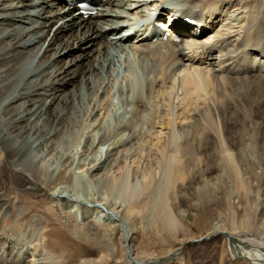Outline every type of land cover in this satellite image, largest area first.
Here are the masks:
<instances>
[{
  "label": "bare ground",
  "instance_id": "bare-ground-1",
  "mask_svg": "<svg viewBox=\"0 0 264 264\" xmlns=\"http://www.w3.org/2000/svg\"><path fill=\"white\" fill-rule=\"evenodd\" d=\"M94 2L97 11L86 15L75 0H0V173L10 167L31 188L51 186L58 172L64 184L72 180L63 169L76 157L55 152L73 146L80 128H87L84 120L101 123L112 114L117 88L132 116L102 127L98 141L85 140L81 153L90 157L78 162L99 195L87 193L88 199L67 182L50 196L90 206L117 227L124 264H158L177 257L191 241L215 238L232 260L264 264V159L255 155L264 146V0ZM158 11L157 28L174 17L171 27L180 39L165 40L163 33L151 39L149 26ZM122 60L128 80L118 87ZM95 97V107L83 106ZM48 122L52 129L45 128ZM238 126L246 136L240 144ZM211 148L220 149L232 186L220 175L199 191L222 202L221 210L206 219L201 237L166 256L138 255L130 222L138 227L150 211L149 220L157 216L164 229H178V213L187 211L174 199ZM246 150L259 161L248 163L249 177ZM53 157L56 167L50 165ZM5 245L0 241V264L14 255L1 250ZM98 254L80 264H107L106 253Z\"/></svg>",
  "mask_w": 264,
  "mask_h": 264
},
{
  "label": "rangeland",
  "instance_id": "rangeland-1",
  "mask_svg": "<svg viewBox=\"0 0 264 264\" xmlns=\"http://www.w3.org/2000/svg\"><path fill=\"white\" fill-rule=\"evenodd\" d=\"M130 60L132 62L135 61L133 55H131ZM119 65L121 66V62L117 64V68L119 71L121 69L120 72L122 74L119 73V78H121L117 86H121L122 84L125 85L128 80L126 71H124L126 69L124 61L122 60L124 68ZM97 102L98 97H95L93 101L83 104V106H87L88 109H91L96 106ZM80 106L81 105H78L77 110L80 109ZM123 106L124 101L116 88L114 102L111 106L113 109L112 114L103 119L101 121L102 124L100 122L95 123V121L90 119L87 121L84 120L85 127L87 128H80L81 135L77 137L79 139L73 143V146L66 150L60 151V149H58L55 152L60 155L67 153V157H76L77 162H71L67 167H64L63 170H65V174L70 177L69 179H72L67 182H73V188L75 185H78V189L76 190L81 192L84 196L87 193H94L95 196H98L99 189L97 185L91 181L89 177L87 178V176H84V173L80 172L81 169L78 168V162L82 161L84 156L85 160H88L90 157V155L88 157L82 154L81 148H83L86 142L85 140L88 138L98 141L103 132L101 130L102 127L117 125L125 122L127 117L129 118L132 116V113L126 114L125 106ZM239 122L242 123V120ZM239 122L238 124H241ZM234 124L237 125V121L235 123L234 120ZM97 125L99 126L95 128ZM53 126L52 122H48L45 128L52 129ZM83 127L82 125V128ZM242 130L243 128L241 126H238L236 129V131L239 132V134L236 135L239 144L246 138ZM30 151L29 149V153ZM254 153L253 150H246L248 159L242 158L243 163L246 164L245 168H247L246 177L250 176L249 172L251 171L250 164L248 163H250V161L259 163L258 158L261 160L264 159V146H261L260 149L257 150V154L255 153L258 158L253 156ZM220 154V149L211 148L203 151L202 155L206 162L203 163L202 167L197 169L189 179V184L186 186L187 188H185L184 194L179 193L180 198L174 199V203H176L181 210L185 209L187 211L186 214L183 215L182 213L179 214L177 211L178 215L182 216V218L179 216L181 221V225L179 224L178 226L179 230L164 229L157 216L149 220L148 213H150V211L144 214L145 219L142 218L144 219L143 223L140 225L137 224L138 227L141 225L143 227L138 228L135 222H130V226L135 232L133 233V242H135L136 252L138 251L140 253L137 252L138 255L149 256L154 254L157 256H166L170 251L181 247L184 242L199 238L205 233L206 229L204 222L206 219L214 220L215 210H221L223 203H216L215 201L208 200V198L204 196V192L199 191V189L204 187L208 181L215 182L220 175L224 178L223 181H225L227 187L232 186V181L227 174L225 175V165L221 161L222 158ZM12 156L13 155H11L8 160H11ZM239 156L241 157L242 154L240 153ZM55 159L56 158L53 157L50 160L52 163H49L54 167L57 166L54 163ZM257 167H259V165ZM202 170H206L204 175ZM1 172L0 241H3V244L4 242L6 243L4 249L1 248V250H4L9 256L14 253L13 258H11V260L8 259L4 264H21V260L17 259L19 256L32 259V264H80L87 259L95 258L99 255L98 253H106L107 264H124L125 251L124 246L121 245L123 244L121 233H119L120 230L117 227H113V224L108 219L106 220V218L100 217L99 213L92 207L90 208V206H84L83 204L84 208L82 205L75 207L71 203L66 204L61 201H55L50 196V192L56 188V186L59 188L60 186L69 184L67 182H65V184L62 182L64 180L61 175L64 174H61L59 177V172L56 173V177L52 181L53 183L51 186L42 182L40 185L38 184V186H33L31 188L29 187V182L19 175H14L10 167H6L5 169L1 167ZM258 172H260L259 169L256 173ZM204 179L206 180L204 181ZM227 187H225V189L229 190L230 188L228 189ZM31 190L34 193H28ZM208 190L214 191L215 188L211 186ZM85 197L88 198L87 196ZM63 204L65 206H63ZM136 228L139 230L137 229L136 231ZM200 242L191 241L177 257H173L168 261H161L158 264H240L235 259L232 260L227 253H222L224 250L222 248L221 239L215 238ZM96 244L98 245L96 246ZM105 249L108 251L106 250V252ZM148 253L149 255H147Z\"/></svg>",
  "mask_w": 264,
  "mask_h": 264
}]
</instances>
